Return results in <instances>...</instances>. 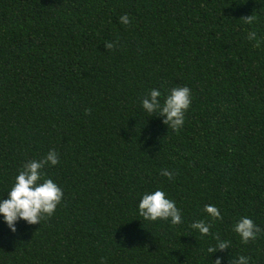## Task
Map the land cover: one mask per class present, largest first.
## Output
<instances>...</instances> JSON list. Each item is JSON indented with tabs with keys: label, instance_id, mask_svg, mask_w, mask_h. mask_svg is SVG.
Wrapping results in <instances>:
<instances>
[{
	"label": "trees",
	"instance_id": "obj_1",
	"mask_svg": "<svg viewBox=\"0 0 264 264\" xmlns=\"http://www.w3.org/2000/svg\"><path fill=\"white\" fill-rule=\"evenodd\" d=\"M176 86L191 92L179 131L140 106ZM49 149L62 200L15 233L0 220V264H264V0H0V198ZM156 188L180 224L137 214ZM242 216L260 229L247 243ZM212 233L229 249L210 255Z\"/></svg>",
	"mask_w": 264,
	"mask_h": 264
},
{
	"label": "clouds",
	"instance_id": "obj_2",
	"mask_svg": "<svg viewBox=\"0 0 264 264\" xmlns=\"http://www.w3.org/2000/svg\"><path fill=\"white\" fill-rule=\"evenodd\" d=\"M252 17L244 19L245 23L251 24ZM122 25L130 23L129 16L123 14L119 17ZM246 39L259 43L255 31H247ZM114 42H106L104 47L111 49ZM191 104V92L187 86H176L163 95L159 89H150L146 96L140 100V106L149 116L156 113L162 118V123L173 131H179L185 122V113ZM59 163L58 154L54 149H49L46 155L39 160H29L15 176L14 182L7 191V198H0V220L12 233L16 232L18 221H24L28 225L39 224L46 216H51L57 205L61 202L63 191L52 179L46 178L43 172L45 165L55 166ZM159 174L171 180L175 175L173 170L161 168ZM137 214L144 220L155 222L167 221L171 225L180 224L181 211L176 207L175 201L170 199L160 188L140 194L136 204ZM203 212L209 219L219 220L220 209L214 204H205ZM190 228L201 236L210 234V224L204 219L194 220ZM232 231L239 237L241 243L255 240L260 229L248 216L239 217L232 225ZM215 241L209 245L206 251L211 255L217 251L229 249L230 241L220 239L212 233ZM100 264H104L101 259ZM211 264H222V258L217 256ZM227 264H250L249 257L238 255Z\"/></svg>",
	"mask_w": 264,
	"mask_h": 264
}]
</instances>
